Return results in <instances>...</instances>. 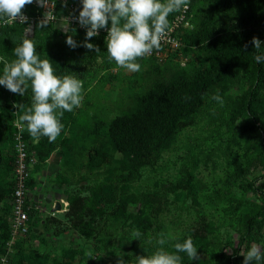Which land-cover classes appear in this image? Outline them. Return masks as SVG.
<instances>
[{
    "label": "rangeland",
    "instance_id": "obj_1",
    "mask_svg": "<svg viewBox=\"0 0 264 264\" xmlns=\"http://www.w3.org/2000/svg\"><path fill=\"white\" fill-rule=\"evenodd\" d=\"M243 1L190 0L180 43L158 56L139 58L138 72L116 65L107 52L84 47L95 45L93 39L73 26L66 32L62 21L51 22L52 30L39 27L40 20L33 30L29 27L28 38L41 59L52 62L56 75L72 71L70 61L80 65L83 101L64 112L63 129L50 143L18 126L23 109L13 105L30 107L31 87L21 96L0 85V264H116L120 255L126 264H135L136 257L158 247L174 251V244L189 236L200 259L180 253L181 264H229L247 221L264 202V132L253 129L243 109L253 81L245 54L253 37L264 43V21L242 15ZM55 5L58 14L67 15L62 0ZM26 8L43 14L35 0ZM26 28L8 24L0 30V57L16 59L13 49ZM69 35L80 46L70 48ZM92 52L97 55L89 62ZM223 57L228 59L226 73L206 86L200 106L176 119L148 157L135 160L120 149L114 125L121 132H136L159 88L181 78L191 81ZM3 67L0 62V75ZM217 93L223 105L212 99ZM253 111L264 128V86ZM18 133L35 162L26 185L29 227L12 241L8 222ZM256 221L243 240L238 264H244L252 245L264 251V213ZM133 229L141 232L138 240ZM160 233L167 241L163 246L157 243Z\"/></svg>",
    "mask_w": 264,
    "mask_h": 264
},
{
    "label": "clouds",
    "instance_id": "obj_2",
    "mask_svg": "<svg viewBox=\"0 0 264 264\" xmlns=\"http://www.w3.org/2000/svg\"><path fill=\"white\" fill-rule=\"evenodd\" d=\"M34 0H0V22L7 24L19 22L28 23V17L23 14L26 5H31ZM38 6L47 8L39 27H45L56 17L52 9L55 8V0H35ZM82 9L77 17L81 26L86 27V39L98 35L100 29H107V53L110 61L131 72L141 70L139 58L150 55L154 49H159L162 40L167 36L169 28L168 17L173 12L187 9L190 0H81ZM64 7L67 0H62ZM62 27L68 31V21L63 20ZM109 21L111 22L108 27ZM26 32L14 49L16 59L8 61L0 57L3 62V74L0 75V85L14 94L24 95L30 86L32 90V104L24 108L23 104L13 105L23 114L17 121L21 131L25 128L34 137H47L50 143L55 142L60 135L63 124L61 118L64 112H71L81 106L83 101V82L74 73L56 75L52 62L46 57L41 59L36 52L35 42L28 38ZM251 43L258 52L264 45L258 38L253 37ZM66 44L75 49L80 46L69 35ZM89 50H96L95 45L84 43ZM256 61H264V54L257 55ZM212 99L223 105V98L217 93ZM18 110V111H19ZM132 237L138 240L141 236L139 229H133ZM157 243L161 246L167 243L164 234H159ZM174 251L158 247L150 255L138 256L135 264H181L180 253H186L190 260H199L197 247L191 236L182 243L174 244ZM91 256V252L89 253ZM116 264H126L123 255L119 256ZM261 264L264 261V251L252 245L244 255V264Z\"/></svg>",
    "mask_w": 264,
    "mask_h": 264
},
{
    "label": "trees",
    "instance_id": "obj_3",
    "mask_svg": "<svg viewBox=\"0 0 264 264\" xmlns=\"http://www.w3.org/2000/svg\"><path fill=\"white\" fill-rule=\"evenodd\" d=\"M70 1L73 3L74 7L79 9V0ZM22 11L32 13L26 8V6ZM241 12L242 15L249 18V20L251 16H256V18L264 21V0H244L241 4ZM37 22L39 21H36L32 25V30L35 28ZM170 22L171 21H169V23ZM10 25H17L22 29L26 26L21 23H12ZM44 28L45 30H52V23L50 22ZM262 32L264 35V29ZM92 39L99 52H107V41L96 36L92 37ZM259 40L261 41L262 39ZM96 55L97 52H92L88 57H86V60L92 62ZM257 55L260 54L256 49H254L253 45L249 52L245 54V57L252 63L253 81L248 90L247 97L243 104V109L251 118V125L253 129L259 134H263L264 128L260 125L258 117L253 111V104L256 100V96L264 86L263 65L262 62L258 63L256 61L255 57ZM227 60L228 59L226 57H223L219 59V61H213L209 67L205 68L198 75V77L191 81L186 78H181L179 80L172 81L168 86L161 89L159 88L160 91L158 93L156 91L157 95L152 100L150 108L151 113L143 119V121H141L139 126H137L138 130L136 132H121L120 127H116L117 125H114L112 132L115 136V143L120 147V149L129 153L135 160L148 157L174 128L176 119L187 115L191 109L200 106L201 96L206 86L226 73L228 66ZM68 64H70L71 67L73 66V70L69 72L74 73L78 78H81L82 71L80 65L72 61L68 62ZM263 213L264 202L262 207L255 211V214L247 221L246 229L241 235L237 246L233 249V253L229 257V264H238L237 259L241 251L243 240L249 234L254 224H256V216Z\"/></svg>",
    "mask_w": 264,
    "mask_h": 264
},
{
    "label": "built area",
    "instance_id": "obj_4",
    "mask_svg": "<svg viewBox=\"0 0 264 264\" xmlns=\"http://www.w3.org/2000/svg\"><path fill=\"white\" fill-rule=\"evenodd\" d=\"M67 0V15L58 14L55 8L52 9L54 16L56 19L52 21L53 23H60L63 20L68 21L67 26H73L76 29L82 30L86 32V27H83L79 24L77 17L79 16V9L74 7L73 3H68ZM43 8V14L39 16L38 13H27L23 11V14L28 17V23H25L26 26L31 27L37 20H42L44 17V13L47 11V8ZM188 8L181 9L171 20L169 23V28L167 29V36L162 40L161 46L159 49H154L150 55H146L143 58H150L154 56H158L166 47L177 46L180 43L179 32L181 28L187 27L189 23L188 19ZM19 23V22H11L9 21L7 24H3L0 22V30L3 26ZM107 36V29H100L98 35L96 37H100L105 40ZM106 41V40H105ZM13 154H14V169H13V193H12V201L9 215V231L12 237V241L15 236L22 235L27 232L29 227V209L30 204L27 201V179L30 175V167L33 162H35V155L33 150H30L28 145L24 142L21 135L18 133L14 137L13 144Z\"/></svg>",
    "mask_w": 264,
    "mask_h": 264
},
{
    "label": "water",
    "instance_id": "obj_5",
    "mask_svg": "<svg viewBox=\"0 0 264 264\" xmlns=\"http://www.w3.org/2000/svg\"><path fill=\"white\" fill-rule=\"evenodd\" d=\"M55 208H57V209H58V208H59V205H58V204H56V205H55Z\"/></svg>",
    "mask_w": 264,
    "mask_h": 264
}]
</instances>
